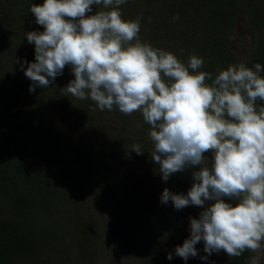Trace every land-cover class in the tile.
Masks as SVG:
<instances>
[{
    "label": "rangeland",
    "instance_id": "374dc122",
    "mask_svg": "<svg viewBox=\"0 0 264 264\" xmlns=\"http://www.w3.org/2000/svg\"><path fill=\"white\" fill-rule=\"evenodd\" d=\"M9 2L0 0V10L5 11ZM174 2L179 0L150 1L165 20L153 27H176L171 24L178 13ZM43 3L23 0L18 20L12 22L2 20L11 13L0 15V115H5L7 125L17 120L7 132L0 130V147L9 154L0 151V264H264V242L237 261L224 257L223 250L209 255L203 241L195 245V257L185 261L175 254L190 237V218H199L204 209L190 205L177 210L171 201L161 203V195L165 188L187 195L194 182L192 172L200 166L164 182L151 157V129L146 133L138 128L136 112L125 115L115 107L121 116H113L111 122V111L67 93L74 79L70 65L47 88L37 86L29 92L33 82L21 64L35 61V45L26 35L44 30L30 11L32 4ZM101 9L93 5L88 15ZM120 10L123 19L139 18L140 27H148L142 8L132 14ZM236 19L223 39L239 58L234 65H239L264 31H255L243 12ZM103 117L114 130L104 129ZM24 135L27 140L21 141ZM134 144L141 146V155L131 150ZM205 156L210 163L212 154ZM8 159L12 161L5 163ZM32 239L37 244L28 246Z\"/></svg>",
    "mask_w": 264,
    "mask_h": 264
},
{
    "label": "clouds",
    "instance_id": "9594fccd",
    "mask_svg": "<svg viewBox=\"0 0 264 264\" xmlns=\"http://www.w3.org/2000/svg\"><path fill=\"white\" fill-rule=\"evenodd\" d=\"M127 0H44L30 11L42 32H27L35 45V61L21 69L37 86L47 88L65 66L74 79L66 92L91 99L98 108L114 107L125 115L141 112L151 126L152 160L162 180L200 166L192 172L187 195L165 188L161 203L177 210L190 205L204 209L190 218V237L175 254L185 261L197 256L203 241L211 255L223 250L238 257L264 242V71L241 63L212 73L198 71L203 59L188 64L169 51L139 39L140 19L122 18ZM101 6L94 15L92 6ZM178 15L174 19H178ZM27 63L25 69L23 64ZM51 78V79H49ZM211 81V83H207ZM139 127V125H138ZM141 155V146L132 145ZM206 153H212L210 163ZM225 198L238 201L235 206ZM214 201L208 204L206 202ZM168 259H172L169 254ZM206 259V257H202Z\"/></svg>",
    "mask_w": 264,
    "mask_h": 264
},
{
    "label": "trees",
    "instance_id": "16d2710c",
    "mask_svg": "<svg viewBox=\"0 0 264 264\" xmlns=\"http://www.w3.org/2000/svg\"><path fill=\"white\" fill-rule=\"evenodd\" d=\"M9 1L10 2L5 11L0 10V15L11 13L8 14V17L4 16L2 18L5 23L12 22L14 19L18 20L16 17L17 11L19 10L20 4L23 2V0ZM142 1L143 2L138 0H127L125 4L120 5V8H124L126 11L128 10L131 14L137 13L139 9L142 8L147 21L149 20V22L145 23L148 27H145L144 25L143 27H140V32L138 34L139 39L142 42L150 43L155 48L173 53L181 62L185 63V65L188 64L189 58L192 55L202 58L204 63L202 68L198 71L212 73L213 79L218 74L219 70H226L230 64L234 65L238 62L239 58H237L232 49L227 47V42L223 39L227 30L230 28L232 29L233 21L237 20V14L240 12L245 13L249 23L252 24V28L255 31H264V0H179V2H174L173 4V6H177L174 10H178L177 15L179 18L174 19L176 16H173L171 24L176 27H171L172 29L169 31L167 30V27H153L154 24H159L160 22L165 23V20L161 19L159 13L157 12V8L153 4L151 5L150 1L153 0ZM188 8H192V10L187 14L186 10ZM161 16H164V12ZM164 37L167 38V40L162 42V38ZM259 39H261L260 42L256 43L258 46L256 48V44L253 46L249 53V57L243 62V64L247 67L253 68V70L256 63H260L262 68H264V33ZM260 75L264 77V71H261ZM20 77L18 81L21 79ZM207 83H211V81H207ZM11 97H13V95H11ZM1 103L2 99H0V104ZM256 104L257 107L264 106V101L258 99ZM116 111L115 107L111 110V122H114L112 120L113 116H121L115 113ZM98 112L102 113L100 111ZM136 114L135 122L138 123L139 126L144 127L145 132L147 133V131L151 129V126L143 120L141 112H136ZM0 117L2 118L0 120V130L6 132L7 129L10 130L17 121H10L9 126L5 122V115H0ZM8 118L10 117H7V119ZM102 120L104 121V129L109 130L110 132L114 130V127H112L111 122L107 118L103 117ZM0 135H4L2 131H0ZM26 140L27 137L24 135L21 141ZM0 151L1 153H5V155H9L5 152V148L0 147ZM11 161V159H8L5 163ZM115 165V163H111L110 166L113 167ZM111 175H113V172H111ZM111 175L107 178V180L110 179ZM231 201H233L234 205L237 203L236 200H229V198H225V202ZM187 232V235L190 236V231ZM1 236L2 233L0 232V237ZM32 244L37 243L32 239L28 246ZM164 245H166V243ZM247 254V250H245L240 256L235 257V261H237L236 259L238 258L245 259ZM226 256L227 254H225L224 257ZM219 259L222 260L223 258L219 257Z\"/></svg>",
    "mask_w": 264,
    "mask_h": 264
}]
</instances>
